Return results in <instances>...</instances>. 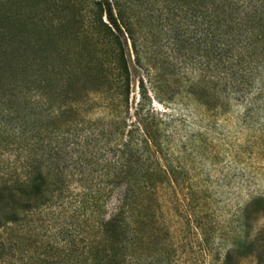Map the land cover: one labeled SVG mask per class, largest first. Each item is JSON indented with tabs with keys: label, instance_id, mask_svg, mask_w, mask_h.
Here are the masks:
<instances>
[{
	"label": "trees",
	"instance_id": "1",
	"mask_svg": "<svg viewBox=\"0 0 264 264\" xmlns=\"http://www.w3.org/2000/svg\"><path fill=\"white\" fill-rule=\"evenodd\" d=\"M140 1L84 0L81 6L79 0H20L21 14L34 13L23 18L0 7V35L8 27L20 33L35 30L37 42H50L55 48L54 55L46 58L48 65H17L15 36H0V52L6 50L8 57L7 62L0 61L4 62L0 65V150L14 155L6 169L0 170V264H30L15 254L16 250L26 252L20 229L30 226L31 216L41 207L71 195L78 208L88 213L83 249L75 242L77 235L70 233L65 261L55 253L58 258L49 261L33 258L36 264H127L129 246L137 239L133 228L145 224L144 201L162 182L158 149L151 150L158 148V138L150 117L137 115L134 130H127L124 139L115 143L110 160L88 149L92 141L88 137H79L82 144L67 148L69 130L78 124L85 95L115 89L127 102L129 72L123 33L136 61L146 58L149 65L134 30L136 23L149 28L144 11H138L136 21L124 15ZM164 1L168 10L177 9L184 23L193 26L192 36L184 38L193 54L190 60L211 72L209 85L202 80L192 82L189 93L207 105L209 99L218 103L223 89L226 104L239 102L247 113L255 109L264 113V83L257 84L264 73V0ZM85 4L90 14L83 19ZM98 32L111 41L110 46L96 42ZM19 36L20 43L27 37ZM18 45L26 49L23 43ZM117 128L116 133L123 134ZM67 155L71 164L64 160ZM92 172L101 173L100 179L85 177ZM73 173L82 182L80 192L69 188ZM113 193H118L117 205L106 218Z\"/></svg>",
	"mask_w": 264,
	"mask_h": 264
},
{
	"label": "rangeland",
	"instance_id": "2",
	"mask_svg": "<svg viewBox=\"0 0 264 264\" xmlns=\"http://www.w3.org/2000/svg\"><path fill=\"white\" fill-rule=\"evenodd\" d=\"M19 1L0 0V7L6 6L7 13L17 18L34 16L21 14ZM79 1L82 6L84 0ZM83 8L85 19L86 4ZM139 10L144 11L149 28L135 22L134 30L149 65L146 58L136 61L123 33L129 72L127 102L115 89L85 95L78 124L68 133L71 144L67 151L81 142L79 137H88L92 139L88 149L110 160L115 143L124 139L127 130H134L137 115H148L158 138V148L151 150L158 149L162 182L144 201L145 224L133 228L137 239L129 246L127 264H264V113L256 109L247 113L239 102L226 104L223 89L218 103L209 99L205 105L195 99L189 85L201 80L209 85L212 78L210 71L190 60L193 54L184 38L192 36L193 26L184 23L177 9L168 10L164 0H141L124 15L136 21ZM102 21L107 23L104 15ZM2 33L0 36H15L18 49L13 58L17 65H48L46 58L54 55L52 43L35 40V30L20 33L8 27ZM101 34L98 32L96 42L110 46L111 41ZM19 35L27 37L20 43ZM5 52H0V61L7 62ZM260 83H264V73L257 81ZM118 126L121 135L116 133ZM65 157L66 164H71L68 155ZM13 159L12 152L0 150V170ZM85 177L96 181L101 173H86ZM69 179L73 180L70 189L83 190L77 173ZM71 196L41 207L31 216L30 226L19 231L26 252L16 250V255H23L30 264H36L33 258L40 256L53 260L55 253L65 261L70 233L77 235L75 242L83 249L88 213L80 210ZM117 201L118 193H113L106 205V218Z\"/></svg>",
	"mask_w": 264,
	"mask_h": 264
}]
</instances>
